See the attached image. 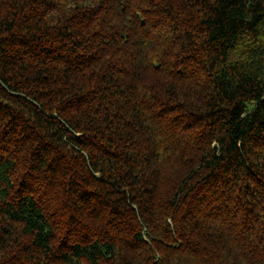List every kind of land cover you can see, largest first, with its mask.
I'll return each mask as SVG.
<instances>
[{
    "label": "trees",
    "instance_id": "trees-1",
    "mask_svg": "<svg viewBox=\"0 0 264 264\" xmlns=\"http://www.w3.org/2000/svg\"><path fill=\"white\" fill-rule=\"evenodd\" d=\"M0 264H264V0H0Z\"/></svg>",
    "mask_w": 264,
    "mask_h": 264
}]
</instances>
